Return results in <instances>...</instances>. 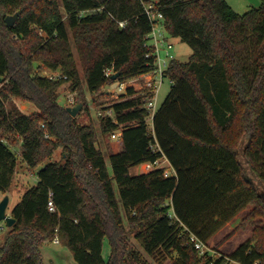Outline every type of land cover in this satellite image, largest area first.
Instances as JSON below:
<instances>
[{"label":"trees","instance_id":"16d2710c","mask_svg":"<svg viewBox=\"0 0 264 264\" xmlns=\"http://www.w3.org/2000/svg\"><path fill=\"white\" fill-rule=\"evenodd\" d=\"M147 1H156L168 35L193 53L187 62L170 61L174 82L153 115V130L144 96L133 87L106 107L112 115L100 118L101 132L121 131L123 141L109 156L110 173L94 125L59 103V89L71 82L88 109L74 47L91 94L112 84L114 73L124 82L154 68L143 2L0 0V192L12 185V145L19 141L32 168L58 148L64 157L48 161L12 208L15 223L0 244V264H45L42 244L56 236L76 264H149L129 232L145 253L176 264H264V0L244 13L226 0ZM15 12L11 27L6 17ZM43 68L67 78L50 79ZM15 98L37 111L25 113ZM162 157L174 175L130 171ZM248 205L247 240L216 257L196 249L194 237L207 245Z\"/></svg>","mask_w":264,"mask_h":264},{"label":"rangeland","instance_id":"374dc122","mask_svg":"<svg viewBox=\"0 0 264 264\" xmlns=\"http://www.w3.org/2000/svg\"><path fill=\"white\" fill-rule=\"evenodd\" d=\"M228 4L234 9L237 8L235 4L244 5L243 7H239L236 11L238 13H244L251 9L252 7H258L261 4V0H226ZM247 5V6H246ZM171 42L174 44V48L171 50L172 57H175L183 62H187L190 60V57L193 53L192 48L185 42H183L178 37H170ZM71 41L73 43V39L71 37ZM74 52L76 56V60L78 63V67L80 70V75L82 78L83 88L86 92V99L88 101V109H84V104L82 108L77 113L76 117L79 118L81 123H92L97 131L98 142L97 147L102 150L105 155L106 162L108 164V168L110 173L111 170V163L109 156L112 153L120 151L122 148L120 147V136H118V131L112 134H103L101 132L100 126V118L107 115L109 105L118 99L120 93L124 90H119L118 81L116 84L114 82L112 84H108L102 88L101 91L91 94L87 87L84 80V72L79 61L78 54L74 47ZM50 69L43 68L40 73L42 75H47L50 73ZM172 83L170 82V78L167 76L165 77L161 87L159 89L157 95V107H160L161 104L164 102L165 98L170 92ZM59 103L73 107L77 105L78 98L77 92L72 91L71 89V82H65L59 89ZM74 97V101L70 102L69 100ZM95 99V100H94ZM17 103L19 108L24 111L25 113H33L37 111L36 105L31 101H23L17 98L14 99ZM83 103V102H82ZM150 118L148 117V120ZM150 130L152 126H149ZM12 149L17 154V166H16V173L12 182L11 187L6 192H0V201L3 199L5 195H9L10 202L7 208V213L11 214L12 208L21 200L23 194L37 184L39 177L38 171L48 162V161H64L62 149L58 148L54 152V155L51 159L46 160L44 163L40 164L38 167L32 168L30 167L27 162L23 159L20 151V141L16 145H12ZM168 160L164 157L161 161V164L168 168L170 164H168ZM145 171L144 167L142 166L140 170L135 171L134 169L131 170L132 173H138ZM173 173V171L171 170ZM114 187L116 189V193L118 198L120 199L119 189L117 184L114 182ZM252 208L251 205H248L245 210L240 211L237 216L233 217L231 220L226 222L223 227H221L208 241L205 247V251H208L214 257L220 256L221 254H229L233 250H235L242 242L247 240L250 237L251 227L253 226L252 223L246 222V224L242 225L243 219L249 213L250 209ZM125 217V216H124ZM8 226L6 225L5 221L0 223V244L3 243L5 235L8 231ZM129 239L130 243L133 247L138 249L142 256L144 257L145 261L149 264H176L175 259L173 257H160L155 258L151 255L145 253L143 248L139 245V243L134 238V233L129 232ZM42 252L44 254V262L45 264H76L73 255L69 251V249L65 246H62L60 243H55L53 239L46 240L42 244ZM103 255L105 259H108L110 255V243L108 238L104 241V248H103ZM231 264H239L238 262H231Z\"/></svg>","mask_w":264,"mask_h":264},{"label":"built area","instance_id":"2783aa9c","mask_svg":"<svg viewBox=\"0 0 264 264\" xmlns=\"http://www.w3.org/2000/svg\"><path fill=\"white\" fill-rule=\"evenodd\" d=\"M145 6V13L149 17V20L152 23V30L149 34H147V45L151 49V55L154 57V68L146 73L140 74L136 77H133L127 81L120 82L118 81L119 90H124L122 93H126L128 87H133L137 91L136 95L144 96V106L150 111V116L148 120V125H152L153 127V115L156 111L157 107V95L161 84L163 83L165 77L170 78V82L173 84L174 78H172L168 74V69L170 65V61L175 58L172 57L170 53L174 48V44L171 42L168 33L165 30L163 19L164 15L162 12L157 10L156 1H147L141 0ZM125 22L121 21L120 26H124ZM112 73V70H107L106 74L109 76ZM50 79H61L67 78V75H63L60 70H51L48 73ZM120 93V95L122 94ZM120 97V96H119ZM118 97V99H119ZM70 102L74 101V97H72ZM107 115H112V110L109 109ZM153 129V128H152ZM164 157L157 159L156 161H147L142 163L145 171H150L156 168H163L164 174L166 176L173 175L169 168L164 167L161 164V161ZM50 209L53 210V202L49 201ZM195 238V247L199 250L201 254H204L206 244L200 239ZM53 241L55 243H59V239L56 236Z\"/></svg>","mask_w":264,"mask_h":264},{"label":"water","instance_id":"95a60500","mask_svg":"<svg viewBox=\"0 0 264 264\" xmlns=\"http://www.w3.org/2000/svg\"><path fill=\"white\" fill-rule=\"evenodd\" d=\"M19 16V12H15L14 14H10L6 17V23L9 26H13L17 20ZM119 73H114L112 75V79L114 80V84L117 83V79H118ZM2 78H0V82H1ZM83 103L80 102L77 105L73 106V107H67V110L70 112V114L72 116H76L77 113L80 111V109L82 108ZM10 202V197L9 195H5L3 197V199L0 201V223L2 221L6 222V225L8 227H12L15 223V218L12 217L10 214L7 213V208Z\"/></svg>","mask_w":264,"mask_h":264},{"label":"crops","instance_id":"0c3cea01","mask_svg":"<svg viewBox=\"0 0 264 264\" xmlns=\"http://www.w3.org/2000/svg\"><path fill=\"white\" fill-rule=\"evenodd\" d=\"M235 6H237V8H235L236 10L235 11H239V10H237L239 7H243L244 5H239V4H235ZM247 6V5H246ZM152 126V125H151ZM153 128V127H152ZM118 136H120V147L122 148V144H123V141H122V132L121 131H118ZM169 162V161H168ZM168 164H170V167L168 166V168H169V170L171 171H173V175L175 174V170H174V168L172 167V165H171V163L169 162ZM143 165L142 164H139V165H137V166H133V167H131L130 168V171L131 170H135V171H138V170H140V168L142 167ZM143 172H146V171H143ZM143 172H138V173H135V174H140V173H143ZM132 173V172H131ZM132 174H134V173H132ZM253 209V207L250 209V211ZM243 210H245V209H243ZM249 211V212H250ZM241 212H242V210H241ZM237 216V215H236ZM246 217V216H245ZM252 230H253V226L251 227V232H250V236L252 235Z\"/></svg>","mask_w":264,"mask_h":264}]
</instances>
